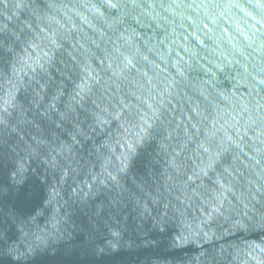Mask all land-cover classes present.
Returning a JSON list of instances; mask_svg holds the SVG:
<instances>
[{"label": "water", "instance_id": "obj_1", "mask_svg": "<svg viewBox=\"0 0 264 264\" xmlns=\"http://www.w3.org/2000/svg\"><path fill=\"white\" fill-rule=\"evenodd\" d=\"M0 264H264V0H0Z\"/></svg>", "mask_w": 264, "mask_h": 264}]
</instances>
